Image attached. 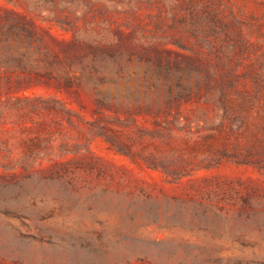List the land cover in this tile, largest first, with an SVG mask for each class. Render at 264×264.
Wrapping results in <instances>:
<instances>
[{
  "label": "rangeland",
  "instance_id": "rangeland-1",
  "mask_svg": "<svg viewBox=\"0 0 264 264\" xmlns=\"http://www.w3.org/2000/svg\"><path fill=\"white\" fill-rule=\"evenodd\" d=\"M205 1L249 45L216 76L264 88V0ZM15 44H0V109H19L0 118V264H264V92L224 117L196 103L194 65H164L183 60L173 46L64 84L62 46L34 62Z\"/></svg>",
  "mask_w": 264,
  "mask_h": 264
},
{
  "label": "trees",
  "instance_id": "trees-1",
  "mask_svg": "<svg viewBox=\"0 0 264 264\" xmlns=\"http://www.w3.org/2000/svg\"><path fill=\"white\" fill-rule=\"evenodd\" d=\"M0 1L3 2L0 10L6 16H0L3 48L16 43L12 47L14 51L22 49L27 53L26 58L42 62L40 58L47 57L50 51L47 45L50 41L71 55L66 69L54 77L57 83L62 79L68 84L69 73L81 71L72 69L74 66L88 64L93 69L94 65H107L108 61L116 64L122 56L130 59L134 51L145 54L150 50H165L169 45L183 51V60L166 59L164 65L175 73L182 65H194L199 71L193 89L196 103L208 105L213 112L224 117L237 114L246 99L258 95L259 89L264 92L256 81L252 83L253 94L239 91L232 78L215 74L214 69L225 66L232 55L249 46L241 38L240 15L226 6L205 0ZM6 24L7 30L2 32ZM9 30L13 33L11 42ZM187 94H191L190 88ZM261 98L264 107V95ZM10 111L18 114L19 109L4 105L0 118H8Z\"/></svg>",
  "mask_w": 264,
  "mask_h": 264
}]
</instances>
